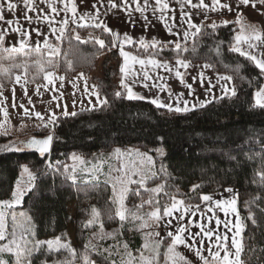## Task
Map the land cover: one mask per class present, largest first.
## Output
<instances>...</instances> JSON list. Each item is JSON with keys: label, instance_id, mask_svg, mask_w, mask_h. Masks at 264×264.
I'll use <instances>...</instances> for the list:
<instances>
[{"label": "trees", "instance_id": "1", "mask_svg": "<svg viewBox=\"0 0 264 264\" xmlns=\"http://www.w3.org/2000/svg\"><path fill=\"white\" fill-rule=\"evenodd\" d=\"M71 27L79 34L83 30L74 24ZM91 29L97 38L81 39L66 23L53 56L44 55L41 48H31L29 63L28 58L24 62L20 59L24 66L16 69L25 70V77L35 83L51 69L65 78L77 73L89 76L102 58L98 92L103 101L58 115L50 126L36 128L26 139L51 135L48 152L23 145L10 150L12 142L26 140L17 141L12 133L0 132V208L11 197L22 167L32 175L31 186L14 208L23 211L29 222L26 238L30 247L22 264H110L115 256L112 249L104 248L113 242L105 238V232L118 229L115 240H124L131 252L138 253L144 222L152 209L164 213L171 205H198L202 195L230 188L235 190L241 232L240 261L264 264V104L255 102V92L264 84V71L251 56L234 48L237 23L205 22L183 42L131 43L125 47L137 56L161 62L204 64L230 79L234 92L186 111L131 98L117 88L112 65L105 57L118 61L120 52L107 30L101 26ZM4 53L9 52L0 48V56ZM11 69L0 66V88L10 82L5 75L8 71L9 76ZM129 148L150 153L154 171L143 180L135 177L128 185L126 218L121 219L110 183L84 174L82 169L73 171L71 160L81 156L92 165ZM70 203L76 204L75 222L83 232L78 244L68 241ZM98 232L103 237L92 244L90 240ZM45 239L57 242H41ZM166 242L168 238L156 246L158 262ZM3 243L0 237V250ZM12 255L0 253V264H13ZM203 264L217 262L206 259Z\"/></svg>", "mask_w": 264, "mask_h": 264}, {"label": "rangeland", "instance_id": "2", "mask_svg": "<svg viewBox=\"0 0 264 264\" xmlns=\"http://www.w3.org/2000/svg\"><path fill=\"white\" fill-rule=\"evenodd\" d=\"M75 1L78 3L77 9L75 8ZM100 3V0H0V48L9 52L4 53V56H0L3 57V59L0 61V66L8 67V69L12 68L10 75L7 76L8 71L6 73L7 75H5L6 81H8L10 77V82H8V85L6 84L7 86L3 88L5 89L4 91H1L3 89L0 88V132L12 133L17 137L15 138L17 141L26 140L28 137H30L31 132L36 128L42 125L50 126L56 116L70 113L77 109L95 107L103 101L101 95L98 92L102 58L99 59L96 64V68L89 76H84L80 73H77L74 75L75 77L72 76L70 78H65L51 69L43 73L42 79L40 81L31 83L28 78L25 77V70H16L24 66L20 65V59L22 62H24L25 60L27 61L28 58L29 63L31 48H41L43 54L48 57L53 56L57 52L59 36L63 32L61 23L63 21L67 22V19H69V13L67 11L68 8H71L69 11L71 15L74 12H80V14L89 15L90 10L94 8H96L97 12L99 13ZM242 17L244 20H239L237 24L241 30L244 28V23L249 22V14L246 13V15H242ZM73 19L76 20L77 18L73 16ZM70 28L71 32H73L77 38L83 39L85 35L97 36L96 34L92 33V31L88 30H85L79 34L77 31H75V27L72 30L71 24ZM245 28L248 29L250 26H246ZM57 29H60V31L57 32ZM58 33L59 35H55ZM242 34H245V31ZM119 45L120 44H117V48L115 49L119 50L120 52L122 47L119 48ZM27 52L28 54H26ZM105 58L108 64L112 65V68H115V60L108 56ZM176 63L177 62H174L170 66L173 70V72L170 70V77H173L174 75V78H179V80L183 82V78L188 77V74L185 75L186 70L183 69L182 65L179 67V64L183 63ZM262 69L264 71V66ZM194 72L195 73L192 74L200 77V71L194 70ZM77 77H83L86 80V84L89 83L91 85V95L75 94L76 96H74L72 99L63 96L58 99L56 94L57 91H59L58 85H60V94H65L66 90L68 91L73 89L75 84L78 83L79 79ZM67 84L69 85L68 87ZM207 86L204 87V90L208 89ZM226 90L224 89V91ZM150 91L152 93L160 92L158 87H154V89ZM181 91L183 92V87ZM218 93H223L221 87L217 89H211V95ZM170 94V96L160 94L159 98L161 101L158 103L164 105L162 107L177 111H186L197 108L203 104L202 98H205V92L198 95L195 92L190 95L188 92L179 95L180 93L178 94L177 91H171ZM255 94V102L259 105L264 104V84L260 90L255 92ZM140 95L143 97H150V94ZM26 103L28 105H26ZM21 146V143L12 142L9 146V149L19 150L21 149ZM154 161L155 160L150 153L140 152L135 148H129L117 150L114 153H111L109 157H106L102 161L92 165H87L81 156H74V158L71 160V168L73 171L76 169H82L84 174L90 175L95 179L101 178L110 183L113 194L117 201L118 216L121 219H125V212L127 208L125 194L128 189V185L131 182L136 181L135 177L143 180L144 178L153 174L154 170H152V164ZM31 183L32 175L29 170L23 166L20 177L18 178V181L13 189L11 197L3 201L0 208V237L4 240V243L1 245L0 253H12L13 255L11 258L13 264L24 263L26 258L25 256L27 254V248L30 247L26 238V234L28 232V230H26V226H29V222L27 220L28 217L23 211H16L14 208L21 202L22 196L26 190L29 189ZM206 195L213 197L211 203H208L209 206L206 208L205 215V218L210 220V223L213 224L212 229L215 232H218V229L220 230V228L223 229V221H225V230L228 231V227L230 229H234L236 232V237H239L237 209L236 204H234L236 203L235 190L230 188ZM203 196L204 195L201 196V199ZM200 204L201 200L198 205L187 206L199 207ZM69 206L72 223L69 227L68 241L72 242L73 244H78L83 240V232L78 229L79 227L75 222L77 217L76 204L70 203ZM172 206L175 205L167 207L164 213L159 212L161 217L165 215V212L168 210V208ZM155 210L157 211L158 209H152L145 219L142 231L143 233L149 224H151V227L153 226L154 219H152L151 222L149 219L151 212ZM206 224H208V222H206ZM206 224L205 229L208 228ZM116 233H118V229H112L103 234L105 235V238H110L113 242L112 245L106 246L104 248L112 249V252L115 256V260L110 264L162 263L164 253L162 255V260L158 262V251L156 250V246L160 245L163 239L168 238V242H166L167 248L170 243V238L168 236H164L159 239L153 237L149 240H145L144 238L142 241L141 251L135 253L130 251L126 243L123 242L124 240H115L117 235ZM103 235H101L100 232L96 233L92 236L90 240L91 243H99ZM212 237V243L214 247L211 253H213L208 254L209 252L207 249L203 248L202 256H205V258L209 257L206 259H211L210 255L215 256V250L217 247H223L225 249L224 241H222V238H224L223 230L222 232L220 231L219 238H217V236ZM217 239H219V241H217V245L219 246H217L215 243ZM47 241H51L52 244L57 242L55 239H45L41 242ZM66 243L64 242V244ZM234 253L235 252H230L229 254H225V264H241L239 255ZM213 260H215L217 264H220L218 259ZM203 262H201V264H203ZM6 263V261H3V264ZM89 264L101 263L89 261Z\"/></svg>", "mask_w": 264, "mask_h": 264}, {"label": "crops", "instance_id": "3", "mask_svg": "<svg viewBox=\"0 0 264 264\" xmlns=\"http://www.w3.org/2000/svg\"><path fill=\"white\" fill-rule=\"evenodd\" d=\"M100 2L99 13L94 8L90 10L89 15L80 14V12H74L71 15L69 12L71 8H68L69 19L67 22L63 21L61 26L63 27L66 23L74 24L82 28V32L92 31V26H101L111 34L113 46L117 48L116 45L120 44L119 48L122 47L119 59L114 64L113 78L117 88L123 90L128 97L146 99L158 106H164L158 103L161 101L160 94L170 96L171 91H177L179 95L187 92L189 95L194 92L198 95L205 92V98H202L203 104L200 105L203 106L218 97L234 92L230 79L227 76L213 73L207 65L176 60L156 61L152 57L137 56L125 47L131 43L146 45L157 42H183L192 38L202 23L235 21L238 24L239 20H244L242 15L246 13L249 14V22L244 23L243 30H238L234 48L251 56L263 71L264 0H100ZM74 4L77 9V1ZM73 16L77 19H73ZM246 26H250L249 30L245 28ZM59 31L60 29H57V32ZM244 31L245 34H242ZM84 38H97V36L85 35ZM174 62L183 63L179 64V67L182 65L186 70L185 75L188 74V77L183 78V82L179 78H174V75L170 77V70H172L170 66ZM194 70L200 71V77L192 74L195 73ZM78 79L75 87L66 90L65 94H60V85H58L57 98L60 99L63 96L72 99L76 96L75 94L90 96L91 85L86 84L83 77ZM205 86L208 89L204 90ZM154 87H158L160 92L152 93L150 90ZM219 87L222 88L223 93L211 95V89ZM140 94H150V97H143ZM208 197L211 196L202 197L199 207L172 206L162 217L158 210L152 211L153 214L151 212L149 221L154 219V224L152 227L151 224L147 226L142 241L144 238L149 240L153 237L159 239L168 236L170 238L161 264H201L204 259L209 258L202 256L203 248H206L210 254L214 247L212 236L219 238L222 230L225 249L217 247L215 256L210 255V258L218 259L220 264H225V254L239 253L240 226L239 237H236L234 229L228 227L229 230H225V221L222 219L223 229L220 228L218 232H215L212 229L213 224L205 218L208 203H211L213 199V197ZM237 222L239 223V220ZM205 224L207 229H205ZM217 241L219 239L215 241L216 245Z\"/></svg>", "mask_w": 264, "mask_h": 264}, {"label": "water", "instance_id": "4", "mask_svg": "<svg viewBox=\"0 0 264 264\" xmlns=\"http://www.w3.org/2000/svg\"><path fill=\"white\" fill-rule=\"evenodd\" d=\"M51 140V135L40 138L31 137L28 140L24 141L22 145L27 149L35 150L39 153H44L50 150Z\"/></svg>", "mask_w": 264, "mask_h": 264}]
</instances>
